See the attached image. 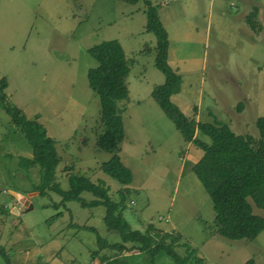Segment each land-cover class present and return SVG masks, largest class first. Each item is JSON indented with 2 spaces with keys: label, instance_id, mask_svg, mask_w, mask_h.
<instances>
[{
  "label": "rangeland",
  "instance_id": "1",
  "mask_svg": "<svg viewBox=\"0 0 264 264\" xmlns=\"http://www.w3.org/2000/svg\"><path fill=\"white\" fill-rule=\"evenodd\" d=\"M150 1L167 32V64L181 76L170 100L186 117L216 119L235 133L256 136L255 120L264 116V0ZM252 5L259 9L258 30L244 21ZM145 23L142 1L0 0V76L7 81V99L26 117L37 116L55 140V180L62 189L69 174H83L102 181L116 199L122 185L99 168L111 153L95 145L103 125L86 72L96 65L88 48L117 39L129 66L127 97L117 101L124 129L118 154L132 173L123 218L140 231L152 222L179 233L178 243L189 244L204 264H243L250 258L264 264V228L253 240L215 234L211 199L192 170L201 150L183 139L151 96L164 74L154 61L156 38ZM21 156L30 157L31 147L0 105V250L9 264H93L100 260L93 258L96 252L112 255L114 250L98 247L101 239L120 240L106 230L104 208L76 200L54 207L60 195L34 190L39 167L21 168ZM80 196L94 198L89 192ZM253 210L264 215V208ZM174 249L184 254L186 246ZM122 253L131 264H174L163 252L152 261L136 250ZM0 264H7L1 253Z\"/></svg>",
  "mask_w": 264,
  "mask_h": 264
},
{
  "label": "trees",
  "instance_id": "2",
  "mask_svg": "<svg viewBox=\"0 0 264 264\" xmlns=\"http://www.w3.org/2000/svg\"><path fill=\"white\" fill-rule=\"evenodd\" d=\"M128 3L142 1L146 14L145 30L154 34L156 41L152 48L156 66L164 74V81L153 86L151 96L174 123L186 142L193 143L201 150L192 165L201 185L209 195L214 210V231L227 239L253 240L264 228V215L254 212L253 207L264 208V116L255 120L257 135L238 134L219 120L212 122L196 121L186 117L179 107L170 100V95L180 88L181 76L167 64V32L159 19L156 7L150 0H123ZM259 9L252 5L244 16V21L252 30L260 29ZM88 53L96 61L86 72L89 88L97 95L99 101V118L103 130L96 137L97 148L111 153L110 158L101 163L99 168L122 185L117 198L108 195V188L102 181L93 182L83 174H69L68 188L62 189L55 180V168L59 157L55 140L47 134L46 128L37 116L28 118L16 105L8 101L4 91L7 81L0 76V105L10 116V123L18 129L31 147V156L19 157L18 164L26 169L38 165L39 179L33 189L41 195L54 191L61 200L53 203L54 207L76 200L81 206H102L104 208L103 224L108 231L116 232L119 241L107 243L101 239L99 250H114L112 255L104 252L99 255L98 264H131L122 252L136 250L153 260L158 252L169 256L174 264H204L195 250L187 243H178L179 233L161 231L152 222L140 231L129 226L121 212L126 206V195L130 189L127 185L132 180L131 170L122 163L119 142L124 135L122 117L117 101L125 99L128 94L126 76L128 62L117 39L103 40L88 48ZM242 110V102L236 105V111ZM208 137L209 141L201 138ZM65 170L70 172L71 165ZM89 192L94 197L86 201L80 195ZM60 212L56 213L59 214ZM93 228V227H91ZM100 238V236H99ZM175 245H185L184 254H179ZM0 253L9 264L6 253ZM243 264H253L252 258Z\"/></svg>",
  "mask_w": 264,
  "mask_h": 264
},
{
  "label": "water",
  "instance_id": "3",
  "mask_svg": "<svg viewBox=\"0 0 264 264\" xmlns=\"http://www.w3.org/2000/svg\"><path fill=\"white\" fill-rule=\"evenodd\" d=\"M18 199H20L21 201H24V203H27L26 199H24V197L22 195H20L19 193H13ZM8 205L11 206V203L8 202Z\"/></svg>",
  "mask_w": 264,
  "mask_h": 264
},
{
  "label": "crops",
  "instance_id": "4",
  "mask_svg": "<svg viewBox=\"0 0 264 264\" xmlns=\"http://www.w3.org/2000/svg\"><path fill=\"white\" fill-rule=\"evenodd\" d=\"M136 255V254H135ZM130 256H134V255H130ZM97 262H98V260H97ZM132 262V261H131ZM93 264H98V263H96V261L95 260H93Z\"/></svg>",
  "mask_w": 264,
  "mask_h": 264
}]
</instances>
